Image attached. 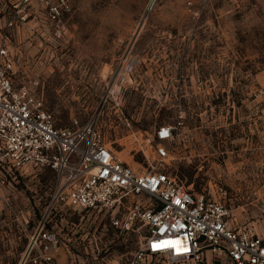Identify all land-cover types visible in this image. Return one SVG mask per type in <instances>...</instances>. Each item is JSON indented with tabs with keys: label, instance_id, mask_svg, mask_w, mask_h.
Masks as SVG:
<instances>
[{
	"label": "rangeland",
	"instance_id": "rangeland-1",
	"mask_svg": "<svg viewBox=\"0 0 264 264\" xmlns=\"http://www.w3.org/2000/svg\"><path fill=\"white\" fill-rule=\"evenodd\" d=\"M11 15L0 0L12 82L42 97L57 126L95 118L120 158L215 195L235 224L264 238V0H74L61 37L37 19L9 25ZM162 125L166 139L156 136ZM21 170L4 193L2 262L19 263L25 228L41 216L60 239L53 264H121L138 248L140 221L114 225L104 209L55 202V171Z\"/></svg>",
	"mask_w": 264,
	"mask_h": 264
},
{
	"label": "built area",
	"instance_id": "built-area-1",
	"mask_svg": "<svg viewBox=\"0 0 264 264\" xmlns=\"http://www.w3.org/2000/svg\"><path fill=\"white\" fill-rule=\"evenodd\" d=\"M8 1L9 25L37 19L61 37L74 0ZM14 71V56L6 40H0V224L6 223L11 206L4 193L30 163L58 175L52 193L55 202L104 209L114 225L143 224L138 248L121 264H153V257H163L165 264H212L216 259L264 264V238L235 224L225 201L194 191L157 164L137 168L120 158L93 117L81 125L57 126L42 97L26 85L13 84ZM170 134L169 126L156 131L159 139ZM156 155L164 160L167 148L158 145ZM46 221L41 216L29 230L24 227L26 243L18 264L54 263L60 239ZM0 264L6 263L0 260Z\"/></svg>",
	"mask_w": 264,
	"mask_h": 264
}]
</instances>
